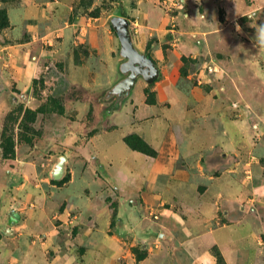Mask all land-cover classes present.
Here are the masks:
<instances>
[{"label": "crops", "instance_id": "0c3cea01", "mask_svg": "<svg viewBox=\"0 0 264 264\" xmlns=\"http://www.w3.org/2000/svg\"><path fill=\"white\" fill-rule=\"evenodd\" d=\"M76 1L16 0L12 4L0 3V7L6 9L9 22L7 28L0 30V129L3 115L13 110L17 102V97L11 96L13 89L21 92L22 97L23 93L27 94L30 90L46 62L54 60L55 56H58V59L62 57L64 62H68L69 49L66 46V38L75 36L78 30L75 39L93 43L91 33L95 32L93 28L98 27L96 18L86 19L83 16H78L75 20L69 18ZM209 3L215 7L221 6L230 22L240 14L264 7V0H250V3H246V0H209ZM142 6L144 8L138 11V20L131 21V24L124 14L117 16L127 18L134 48L154 62L159 74L160 69L162 72L172 70L175 74L182 67V57L188 50L167 49L164 52L158 44L148 50L150 39L161 36L155 32V28L163 26L165 19L161 17L156 6L149 3ZM178 20L181 21L180 18ZM57 37H61L62 43ZM109 50L112 48H105L98 53L106 56L103 58L106 63L103 81L86 78L89 68L92 69L91 64L88 67L68 62V66L65 65L68 83L77 88H84L83 91L89 89V92L96 94L99 91L114 89L126 76L121 71L123 63L116 69L113 58L107 57ZM147 85L144 79L137 77L126 96L127 100L106 116L104 127L82 126L78 130L62 132L61 143L66 150L64 155L66 160L69 159V152H74L78 156L77 166L82 168L80 175L73 173L63 188L66 191L62 194L64 214L62 212L60 217L70 215L68 212L74 215L72 228H75L77 233L70 241H66V246L72 244L73 251L82 248L86 253L82 256L59 254L52 258L46 257L45 251L47 252L48 248L61 250L60 247H55L53 238L55 227L49 220L50 197L44 191L27 192L20 191L22 189L18 186L15 188L8 186L7 180H12L14 175L7 171L5 182L1 183L3 168L0 167L2 193L5 191L16 195L25 194L24 203L35 199L39 205L36 210L27 211L25 222L16 223L7 229V232L12 234V238L9 239L11 243L7 245L10 248H6V251L2 248L4 251H0V260H5L9 264H179L180 260L177 258L163 255H147L136 261L135 258L122 254L126 252L127 244L124 241L128 238L126 232L146 226L144 221L149 217L146 213L148 205L159 199L156 203V210L160 215L158 222L161 226L158 238L162 245L170 244L173 247L185 248L187 254L184 261L181 260L184 264H216V257L211 252L213 247L218 248L225 264H264V184L253 190L261 205L255 207L251 218H245L244 214L238 215L237 207L234 210L227 208L217 213L206 210L207 217L202 218L199 215L201 210L198 207L199 203L195 202L196 198L229 199L231 203L244 199L243 190L240 192L242 183L238 181L235 173L236 164L227 168L225 165L229 158H236L234 154L236 141L227 138L226 130L205 126L204 121L196 122L197 116L186 106L195 95L196 97L204 95L190 86L185 89V84L179 82L178 73L175 78L168 75L165 79L155 82L153 91L156 95V106L148 107L150 111L155 110V118L152 124L146 125L147 104L144 89ZM256 87L259 91L261 86L257 84ZM238 88H240L238 93L242 96V89ZM258 98L261 99L260 96ZM77 102V106H72L73 109L86 114L91 103L95 101ZM166 102L171 104V110L164 106ZM68 109L69 105L66 107V114ZM123 117L127 121L129 119L126 128H123L124 132L120 130L124 124ZM135 123H138L137 126ZM128 133L145 137L154 146L157 156L150 159L131 149L124 141ZM200 135L207 137L203 139L199 137ZM22 147L24 149L21 150L28 151V145H21ZM208 148L216 156L221 157V161L217 166L215 164L213 169H224L228 172L217 176L206 175L205 188L202 192H197L193 189L194 183L188 178V173L175 168L182 164L181 159ZM18 151L17 148L16 159ZM34 155V151L28 155L32 162ZM4 160L5 163L14 161ZM96 167L101 171V176L96 175ZM25 176L29 178L28 175ZM3 184L6 187H3ZM105 186L109 188L107 195L111 191L110 187L115 190L113 194L117 193L116 209L110 208L103 201L102 190ZM114 213H117L115 218ZM212 216L224 221L213 226ZM167 220L177 225L181 237L166 226L164 221ZM38 232L43 238L32 241L31 237L36 236ZM5 239L3 240L7 244V238ZM6 244L0 247H6ZM40 249L44 254L36 253Z\"/></svg>", "mask_w": 264, "mask_h": 264}, {"label": "rangeland", "instance_id": "374dc122", "mask_svg": "<svg viewBox=\"0 0 264 264\" xmlns=\"http://www.w3.org/2000/svg\"><path fill=\"white\" fill-rule=\"evenodd\" d=\"M15 1L0 0V3L6 5ZM144 3L156 6L161 17L165 19L163 26L155 28V32L160 33L161 36L150 39L148 50H151L155 44L160 45L164 52L167 49L188 50V53L182 57L183 65L178 72L176 71L174 74L172 70L162 72L160 69L158 78L144 89L145 103L147 104L146 125L152 124L155 118V110L150 111L148 107L156 106L153 87L157 80L165 79L168 75L175 78L178 73L179 82L185 84V89L190 86L191 89L201 92L204 96L196 97L197 95H195L186 107L195 113L196 122L204 121L205 126L226 130L227 138L232 139L233 142L236 141V151L234 150L236 158H229L225 165L227 168L236 164L237 172L235 173L238 181L242 183L240 192L243 190L244 199L231 203L229 199L196 198L194 201L199 203L198 207L201 209L199 215L206 218V210L217 213L227 208L234 210L237 207L238 215L244 214L245 218H251L255 207L261 205L253 190L264 184V7L254 8L252 11L240 14L230 22L225 17L223 8L213 6L209 0H77L70 14V20H75L78 16H83L86 19L96 18L98 27L93 28L95 32L91 33L93 43L88 40L80 42L75 39L78 30L75 36L66 38V46L69 49L67 61L77 66L89 67L91 64L92 69L89 68L86 78L103 81L106 56L103 57L98 53L110 47L112 50L107 51V57L111 56L115 68L119 69V65L126 59L121 56V45L110 20L113 16L124 14L131 24V21L138 20V11L144 8L142 6ZM246 3H250V0H246ZM0 9L5 8L0 7ZM57 38L62 43L61 37ZM68 62H64L62 57L58 59V56H55L54 60L50 59L46 62L43 71L34 79L27 94L23 93L21 97V92L16 89L12 90L11 96L17 97V102L12 109H19L16 114L18 118L12 124L16 144L14 161L5 163V160L1 158L0 148V167L3 168L1 183L5 182V172L7 171L14 175L12 180H7L8 186L13 188L18 186L22 189L20 191L26 190L27 192L43 193L42 191H44L50 197L49 220L55 227L53 237L55 247H60L61 250L48 248L45 254L49 258L59 254L82 256L86 253V250L82 248L73 251L72 244H69V247L66 246V241H70L77 233V230L72 228L74 215L68 212L70 215H66L64 218L60 217L62 212L64 214V196L62 194H65L66 191L63 188L73 173L77 176L80 175L82 168L77 166V154L69 152L65 175L60 181L53 180L50 175L58 158L65 155L66 150L61 143L62 132L78 130L82 126L104 127L108 113L122 105L130 92L129 90L125 95L119 96L111 88L96 94V92H89V89H85L87 91L85 92L84 88L70 85L65 70V65L68 66ZM155 63L157 64L156 61ZM123 75L127 77L129 72ZM138 78L144 79L142 76ZM257 84L261 86L259 91L256 87ZM238 87L242 89V96L238 93V89H240ZM258 93L260 94L258 95ZM259 96L261 99L258 98ZM83 100L95 101L91 103L86 114H82L80 110H74L72 107L77 106V101ZM67 105H69V109L66 114ZM164 106L171 110L169 102L164 103ZM26 109L35 112L33 122L23 120ZM8 113H5L1 119L0 139L2 126ZM204 116L206 118H203ZM123 119L124 124L120 129L122 132L129 121L124 117ZM142 121L143 124L144 120ZM138 123L134 125L137 126ZM31 129L34 130V135L30 144L19 139L20 136L29 138ZM199 137L206 139L207 136L200 135ZM126 139H129L132 147L126 143ZM124 141L131 149L146 155L147 158L153 159L157 156L154 146L139 134L128 133L124 137ZM21 145H28V151L21 150L24 149L21 148ZM17 148L19 149L18 159H16ZM32 151L35 153L34 162L28 157ZM181 161L182 164L175 169L185 170L188 173V178L194 183L193 189L197 192H202L205 188L206 175L217 176L228 172L224 169H213L214 165L217 166V163L221 161V157L216 156L209 148L197 151ZM95 170L96 175L101 176L99 168L96 167ZM25 175H28L29 178H26ZM4 186L6 187L3 184ZM110 190L108 195V186L102 190L104 192L103 201L110 208L116 209L117 193L113 194L115 190L111 187ZM197 192L196 195H198ZM0 194L2 199L0 201V246L6 244L4 240L7 238L6 247H0V251L2 248L6 251V248H10L7 245H10L9 239L12 238V234L7 232V229L16 223L25 222L27 211H34L39 205L35 199L24 203L25 194L16 195L11 192L5 193V191L2 193L1 190ZM156 200L159 201V199ZM157 201L148 205L146 213L149 217L144 221L146 226L126 232L128 237L124 239L127 244L126 252L122 254L129 255L136 261L147 255H163L177 258L180 260L179 264H184L182 261L187 254L185 248L182 246L173 247L170 244L162 245L158 238L161 226L159 224L160 215L156 210ZM196 208L194 207V209ZM12 210L20 214L15 218L14 224L9 216V212ZM115 217H117V213H114ZM179 221L181 222L180 219ZM223 221L224 219L215 216L211 220V224L215 226ZM164 223L168 228H172L173 233L182 236L173 221L167 220ZM42 238V234L38 232L36 236L31 237V240L39 241L38 239ZM211 252L216 257V264H225L217 247L211 248ZM36 253L44 254L41 249ZM0 261V264H9L2 259Z\"/></svg>", "mask_w": 264, "mask_h": 264}, {"label": "water", "instance_id": "95a60500", "mask_svg": "<svg viewBox=\"0 0 264 264\" xmlns=\"http://www.w3.org/2000/svg\"><path fill=\"white\" fill-rule=\"evenodd\" d=\"M110 22L121 45V56L126 59L121 65V71L123 73L129 72V75L114 87V91L119 96H122L131 89L139 76H142L148 84L154 82L159 76V70L146 54L139 53L134 48L129 34V21L127 18L113 16ZM65 168L66 157L60 156L50 173L51 178L55 181H60L65 175ZM11 215L12 222H14L18 214L13 210Z\"/></svg>", "mask_w": 264, "mask_h": 264}, {"label": "trees", "instance_id": "16d2710c", "mask_svg": "<svg viewBox=\"0 0 264 264\" xmlns=\"http://www.w3.org/2000/svg\"><path fill=\"white\" fill-rule=\"evenodd\" d=\"M9 26L8 18L6 15L5 9H0V30L7 28ZM19 112V109H14L8 113L6 119L4 121L1 139H0V148L2 151V158L3 159H13L15 156V138L14 132L12 131V124H14L15 120L18 118L16 114ZM35 118V112H32L29 109L25 110L24 118L25 121L33 122ZM34 135V130L31 129L30 137L23 138L22 136L19 137L20 140H23L25 143H31ZM126 143L131 146L129 139L125 140ZM132 147V146H131Z\"/></svg>", "mask_w": 264, "mask_h": 264}]
</instances>
